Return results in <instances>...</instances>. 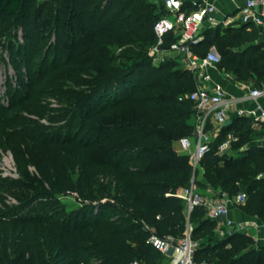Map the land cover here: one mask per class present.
Masks as SVG:
<instances>
[{
	"label": "trees",
	"instance_id": "16d2710c",
	"mask_svg": "<svg viewBox=\"0 0 264 264\" xmlns=\"http://www.w3.org/2000/svg\"><path fill=\"white\" fill-rule=\"evenodd\" d=\"M52 1L49 31L55 42L35 52L44 42L37 28L44 7L35 0H0V33L16 26L24 32L23 44L9 42L13 60L44 56L42 85L14 99L16 110L0 119V144L11 150L22 174L0 179V200L11 193L22 201L0 206V264H131L136 259L164 264L167 255L149 243L152 231L144 223L161 236L176 237L191 225L197 260L264 264V246L251 235H219L217 221L203 206L188 216L186 202L177 195L195 175L200 191L245 193L239 206L264 222V146L246 147L258 136L250 117L223 125L196 170L180 150L183 137L196 135V105L186 95L198 79L178 61L156 64L149 54L157 41L154 25L169 14L165 0ZM197 8L183 2V10ZM178 38L170 32L165 46ZM191 47L202 57L214 47L220 70L240 82L264 85V39L255 24L208 26ZM44 88L59 105L49 109L42 103ZM20 110H51L52 123L26 118ZM230 132L238 136L233 153L221 154L219 145ZM31 164L40 179L31 176ZM67 190L84 200L71 213L47 214L24 205L37 192L55 196Z\"/></svg>",
	"mask_w": 264,
	"mask_h": 264
},
{
	"label": "built area",
	"instance_id": "2783aa9c",
	"mask_svg": "<svg viewBox=\"0 0 264 264\" xmlns=\"http://www.w3.org/2000/svg\"><path fill=\"white\" fill-rule=\"evenodd\" d=\"M166 7L170 15L159 18L154 30L157 35V41L150 48V55L154 63L159 64L166 60L169 52H177L185 57L186 66L198 79V86L195 90L186 95L193 100L196 105L197 139L193 147L192 138L183 137L180 140V150L189 155L190 163L194 170L200 164L201 159L209 150L210 136L206 132L209 121H214L217 125L223 126L228 120L232 119L233 100L227 96L224 86L219 82H213L212 76L207 72L210 65H217L220 61V55L215 50H210L206 56L202 57L193 52L192 44L203 38V32L208 26H217L231 24L234 19L225 17L218 21L214 16L217 7L212 2H206L192 11L183 10V0H165ZM241 23L255 24L264 28V0H247L241 8ZM170 32H175L179 38L169 46H165V36ZM251 99L255 101V106L250 108H238L237 116H248L255 126L264 128V106L259 102L264 98V85L255 86L250 91ZM238 137L231 134L219 146L222 152L231 147ZM222 154V153H221ZM195 175L191 179L188 187H184L177 192L186 202L187 212L190 214L196 206H203L206 209L208 217L223 221L226 232L245 230V225L237 223L229 217L231 203H243L246 200L245 193H239L230 197L227 193L221 192L218 196H209L202 194L196 184ZM144 229L152 231L148 241L156 249L170 257L169 264H213L208 260H197L195 252L197 242L191 238L192 226H188L186 234L182 237L173 235L161 236L153 228L144 223ZM131 264H143L140 260H133Z\"/></svg>",
	"mask_w": 264,
	"mask_h": 264
},
{
	"label": "rangeland",
	"instance_id": "374dc122",
	"mask_svg": "<svg viewBox=\"0 0 264 264\" xmlns=\"http://www.w3.org/2000/svg\"><path fill=\"white\" fill-rule=\"evenodd\" d=\"M38 7H44V16L43 19L38 23L37 28L40 31V34L43 36L44 42L39 44V46L34 47V51H39L37 47H40L42 51L45 50V46L55 42L54 34L49 31L50 27L53 24V14L55 13V3L52 0H35ZM159 12V10H157ZM170 15V13L168 14ZM10 31V32H9ZM4 28L0 33V119H4L12 111H15V108H12L14 99H19L21 95H25L29 90H34L42 85L41 79V57L40 55L35 54L36 56L28 55L29 60L26 62L25 57L22 61L16 63L13 60L14 55L12 54V47L10 45V40L12 39L17 44H23L25 42L24 32L22 27L16 26L12 30ZM115 49V45H111ZM151 48V47H150ZM121 48L117 49V52H121ZM41 51V50H40ZM150 52V49H149ZM150 54V53H149ZM40 57V58H39ZM174 59L178 61L182 66H186L185 57L182 54L177 52H169L166 55V59ZM38 62V63H37ZM47 68L51 69L52 64L48 63ZM31 69L32 76L29 75V70ZM30 77L33 79V83L30 81ZM32 83V84H31ZM70 83V82H69ZM39 98L41 99L44 105H47L50 109L60 104L58 97L46 93L44 90L40 93ZM49 113H36L32 110H20V114L26 118L38 121L44 124H51L49 120V115L53 112L51 110ZM43 113V114H42ZM16 121V120H15ZM215 124L210 123L208 128H216ZM195 138L192 137L193 147H195ZM39 159H44V156H40ZM68 167H71L68 165ZM74 175H77L78 169H74ZM29 172L31 176L34 177V180L42 177L36 165L31 164L29 166ZM22 178L20 169L14 159V156L10 149L5 148L0 144V179H19ZM45 188L49 189V186ZM33 192V191H32ZM83 199L79 197L77 191L67 190L59 195L53 196L49 192H37L32 198L26 200L24 205L31 210L43 213H71L79 209L83 205ZM6 203L10 206H20L22 201L14 194L4 193L3 198L0 200V206ZM4 207V206H3ZM109 215L112 214L111 210H107ZM14 251V250H13ZM14 253V252H13ZM16 256V254L14 255ZM52 264L53 261H51ZM50 262V263H51ZM170 262V257L167 256L163 263L167 264ZM25 264V263H23Z\"/></svg>",
	"mask_w": 264,
	"mask_h": 264
},
{
	"label": "crops",
	"instance_id": "0c3cea01",
	"mask_svg": "<svg viewBox=\"0 0 264 264\" xmlns=\"http://www.w3.org/2000/svg\"><path fill=\"white\" fill-rule=\"evenodd\" d=\"M183 2H187L190 3L191 6H198V7L205 4L206 2H212L217 7L214 16L218 21H222V19H224L225 17H231L234 19V21L231 24H240L241 8L245 5L247 0H183ZM260 31L262 38L264 39V28H260ZM213 48H211V50H214ZM207 72L211 74L213 82H219L224 86L227 96L233 100V106L231 108L232 122L233 119L239 117L237 116L236 113V110L238 108H250L255 106V101L249 97L251 89L255 87L253 82H240L235 78L233 74L220 70L218 65L215 64L210 65L207 68ZM259 102L264 106V98H260ZM210 123L215 124L214 126H216V128L215 129L214 127L208 128ZM252 127L254 129V133L258 134V136L255 139H253L249 144H247L246 147L250 145L264 146V128L261 126H255L253 123H252ZM221 128L222 126L217 125L214 121L211 120L209 121L206 127V132L210 136L211 140L217 136ZM231 134L233 133L230 132L227 138ZM195 136L196 138L194 141H196L197 139V131ZM224 152L233 153L232 146L226 148L225 150L219 153H224ZM200 192L204 195H209V196H213V195L218 196L221 193V192H217L216 194H214L212 193V191H210V189L204 192L203 191ZM190 214H188V216ZM229 217L234 221H236L237 223H242L245 225V230L243 231L251 235L256 240L257 246H264V222L257 215H249L246 212H244V210L239 206L238 203H231ZM225 219L226 218L224 217L221 220H216L217 230L219 235H224L222 233L223 231L226 230V227L223 224V221Z\"/></svg>",
	"mask_w": 264,
	"mask_h": 264
},
{
	"label": "water",
	"instance_id": "95a60500",
	"mask_svg": "<svg viewBox=\"0 0 264 264\" xmlns=\"http://www.w3.org/2000/svg\"><path fill=\"white\" fill-rule=\"evenodd\" d=\"M214 50H216L215 48H213ZM231 120H228L226 123H225V125H229V124H231ZM153 230H155V229H153Z\"/></svg>",
	"mask_w": 264,
	"mask_h": 264
}]
</instances>
